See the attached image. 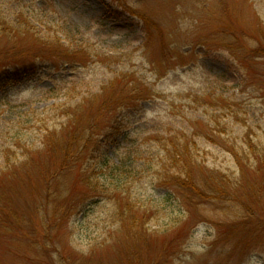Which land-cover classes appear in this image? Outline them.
Wrapping results in <instances>:
<instances>
[{
  "label": "rangeland",
  "instance_id": "obj_1",
  "mask_svg": "<svg viewBox=\"0 0 264 264\" xmlns=\"http://www.w3.org/2000/svg\"><path fill=\"white\" fill-rule=\"evenodd\" d=\"M111 1L0 0L13 27L31 18L43 38L61 36L65 20L99 56L56 71L36 42L0 32V264H264V173L240 176L231 151L264 152V54L254 51L264 0H126L144 19L111 13ZM120 74L152 91L117 108L120 127L104 146L124 166L98 180L107 194L141 200L140 228L118 227L114 199L88 196L80 167L51 180L62 151L41 141L40 128H58L68 105H83L79 123L100 120L95 94ZM171 140L188 141L202 199L159 182ZM210 172L225 175L208 181L221 185L216 193L200 181Z\"/></svg>",
  "mask_w": 264,
  "mask_h": 264
},
{
  "label": "trees",
  "instance_id": "obj_2",
  "mask_svg": "<svg viewBox=\"0 0 264 264\" xmlns=\"http://www.w3.org/2000/svg\"><path fill=\"white\" fill-rule=\"evenodd\" d=\"M114 1L116 2L115 6ZM108 5L110 12L113 14L119 13V9H121L126 13L127 17H133L136 14L140 19L145 18L142 12L133 11L126 0H113ZM30 19L31 18L23 21L24 26L20 28V22L17 27H13L9 20L7 21L0 18V32H7L9 35L15 32L19 38H29L36 42L41 46L42 50H34V54L39 56L42 60H49L48 58L55 60L54 66L56 71L80 67L85 69L90 63L99 60L96 51L92 49L89 50L90 44L82 38L83 33L72 25L67 24L65 20H62L63 24L60 25L62 31L61 36L55 34L52 37L48 36L43 38L39 34L41 30L34 24L35 20ZM38 24L39 27L40 24L46 27L44 21ZM262 41H264V37ZM262 41H259L254 51L264 54V42ZM103 63L106 64V61L103 60ZM140 84L139 79L134 78V74L116 75L114 78H110L108 81L104 82L99 91L95 94V96L100 97L96 98V100L98 99V103H100L97 110L102 114L100 120L93 118L92 122L90 120V123H79L80 119L78 113H80L83 105L80 104L77 106L75 104L74 106L68 105L66 109L63 110L65 111L64 120L58 123V128H40V130H42V146L51 149L57 147L62 151V159L58 165L59 169L56 171V175H53L50 179L52 180L57 176L59 177L61 173L67 171L68 168L73 166L80 167L78 173L80 180L85 183V186L90 191L86 192L88 196L97 197L103 194L106 198L114 199V206H116L114 217L115 220L118 221V227L120 229H123L127 224H129L130 228H140V226H143V223L148 219V209H143L141 200L138 199V197L129 195L126 190L116 189L118 192L111 195L104 191L106 184L103 180L109 177L110 181H114V178L110 177L111 175H105L106 171L113 173L116 168L124 166L122 161L118 160L119 158H115L114 160L110 154H107L104 145L106 143L108 144V141L110 142L114 132H117L120 127L121 121H117V108H128L130 103H138L139 101L142 103L148 101V98H150L152 90ZM93 96L94 95H92V97ZM92 97H90V103H92V99H95ZM65 104L66 102L62 105ZM104 119H106L107 124L102 127L99 123ZM44 125L46 124L44 123ZM15 136L13 145L17 146L20 144V141H16L19 139L17 133ZM188 145V141L186 140L184 143L173 140L167 142L163 150L165 153L161 166L162 172L159 173V182L167 183L168 181L169 184L181 188L188 194H192V196H197L199 199H202V197H205V193L201 191L195 175L198 170H200L201 173L203 171L201 166L194 160L190 146ZM250 149L252 153L245 151L242 152L241 155L231 148L236 158L240 176H242L246 170H250V168H252V172L260 171L264 173V152L262 154H255L257 148L254 145L250 146ZM0 153H6V149L0 151ZM250 153L254 156L252 163L244 162L243 157L248 159ZM5 162L7 167L8 161ZM210 174L212 175L209 180L203 178L200 181L205 183L203 186L205 189H209L216 193L221 186L217 184L218 188L214 187L216 180L225 175H222L220 172H210ZM100 175L103 176V180H98ZM211 180H214L215 184L208 182ZM238 187L239 183L236 188ZM48 195H51V192H49ZM218 195H221V193H218ZM65 211L62 213L63 216L65 213H68V211ZM12 217H15L14 213Z\"/></svg>",
  "mask_w": 264,
  "mask_h": 264
}]
</instances>
